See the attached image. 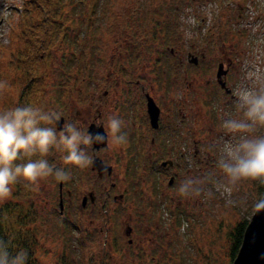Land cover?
Returning a JSON list of instances; mask_svg holds the SVG:
<instances>
[{
    "label": "rangeland",
    "instance_id": "1",
    "mask_svg": "<svg viewBox=\"0 0 264 264\" xmlns=\"http://www.w3.org/2000/svg\"><path fill=\"white\" fill-rule=\"evenodd\" d=\"M82 1L67 0L68 17L77 23L81 18ZM136 1L139 9H142L140 5L142 0H101L91 29L92 34L87 33L85 36L82 53L83 56L85 54V63L81 64L82 68L73 79V91L79 90L83 96L82 85L89 82L87 95L89 98L93 97L94 101L99 99L102 96L101 86L107 81L106 72L127 61L125 59L127 53L135 46L128 41L130 35L134 30H142L143 23L147 27L152 26V23L140 16L144 9L139 12L134 9ZM23 4L24 0H0V82L5 85L0 87V106L10 95L9 92L17 91L9 86L10 37L20 20ZM112 14L113 19L110 17ZM148 14L152 19L155 12L150 11ZM263 16L264 0H203L192 3L176 15L180 37L174 49L180 51V54L175 58L177 60L180 57L182 61V66L179 67V72L177 71L179 78L177 85H170L166 89V79L169 75L165 64L162 65L160 80L154 74L155 60L160 56V52L167 48L164 42L162 44L157 40L149 42L147 55L143 53L145 57L141 63L138 65L135 62L131 65V68L134 67L137 71L131 79L146 81V86L150 88L156 104L162 111L167 112L172 100L179 99L181 93L185 94L182 99L184 103L182 114L185 116L186 124L193 131L192 138H198V150L192 146L190 138H187L188 145L184 149L185 163L188 169L192 170L183 172V179H190L192 175L197 174V166L203 170L204 176L199 173L195 179L198 181L195 187L199 192L188 195L179 191V180L174 182L171 189L167 186V180H158V185L168 189L170 199L164 203L165 199L151 189L155 206L153 211L147 214V219L141 218L135 209L131 212V219L127 218L126 222L122 220L123 217H117L111 239L118 241L123 253L117 256L111 251L109 257L110 253L105 251L107 257L104 256V264L232 263L233 241L230 232L236 223L251 218L255 211L254 204L262 194L258 181L241 182L237 186L229 185L216 166V161L221 148L237 139L222 128V121L229 116L239 115L236 107L238 93L241 89L248 88L251 67L255 65L256 58L261 60L260 68L264 75V30L260 25ZM77 25L75 29L71 28L68 31L65 39L59 38L56 41L44 85L46 111L64 114L65 110H68L75 117L77 111L81 115L83 113L82 109L75 106L76 93L65 98L62 94L63 86L68 83L71 67L77 60L79 47L76 42L82 36L83 30L81 23ZM70 26H73L72 21ZM207 30H210V38L209 36L205 38ZM135 40L137 39L132 41ZM137 49L140 50V47ZM191 52L198 56L199 60L201 54H204L203 64L198 72L188 64L187 54ZM218 55L225 63L230 62L227 86L231 93L219 95L220 99H216L213 85L214 63ZM149 74L150 77L146 80L144 76ZM261 83H264V76L255 74L250 89L257 88ZM164 99L167 104L163 103ZM111 111L113 114L116 112L109 108L107 113ZM108 117L110 119V115ZM125 118L127 119L123 121L122 130L129 136L126 137L129 142L131 122L128 115ZM75 121L79 124V121ZM259 134L264 135V129L259 130ZM127 140L121 146L111 147L112 153L119 159L125 158V155L128 158V153H131ZM194 151L197 152V156L194 155ZM121 154L124 156L121 157ZM61 155L62 152L53 150L48 157L49 162L53 165L59 162L63 166L73 168L72 164L63 163ZM197 158L200 163L196 166ZM64 183L65 189L73 188L71 180ZM33 189L32 196L18 198L12 194L10 199L0 203L18 201L27 207L32 202L37 208L35 228L39 243L37 249L39 264H100L103 257L100 238L87 239L85 245L80 246L78 231L66 220L73 221L71 218L73 207L65 209V212H68L66 218H61L56 213L58 181L54 177H49L33 184ZM126 226L133 230L131 248L127 245L124 235ZM143 243H146L144 245L148 253L142 255L140 252L138 254L134 252L138 251ZM157 249L159 251L155 252Z\"/></svg>",
    "mask_w": 264,
    "mask_h": 264
},
{
    "label": "flooded vegetation",
    "instance_id": "2",
    "mask_svg": "<svg viewBox=\"0 0 264 264\" xmlns=\"http://www.w3.org/2000/svg\"><path fill=\"white\" fill-rule=\"evenodd\" d=\"M150 42H153V39ZM138 46L135 44L132 50L130 49L132 52L127 53L125 58L127 61L106 72L105 79L107 81L101 86L102 96L99 99L94 101L93 97L89 98L86 92L88 86H90L88 84L85 91H83V96L76 94L78 99L75 106L83 110L82 115L77 111L75 117L68 110H65L64 114L61 113L63 122L75 123L81 129H90L91 126H96L103 129V131H107L109 115L110 118L113 116L118 117L122 122L127 119L125 116L128 115L131 122V139L128 142V138H126L129 143L128 147L131 150V153H128V158L125 155V158L119 159L116 154L112 153L111 147L104 144L93 145L89 149L93 163L87 168H79L75 165H73V168L71 166L69 168V166H63L59 162L54 164V166L64 167L69 172L71 184L73 185V188L65 189V183L58 182L56 197L58 211L56 212L60 214L61 218H66L68 212H65V209L73 207V217H71L73 221L66 219L67 223L78 230V243L82 242L85 245L87 239L100 238L103 254L101 259H105L104 256L107 257L105 251L110 253L108 254L109 257H111V251L117 256L123 253L118 241L111 239V234L115 231L114 223L117 222V217H123L122 220L126 222L127 218L131 219V212L135 209L139 212L141 218L147 219V214L152 212L155 206L151 189L165 199L164 203L171 197L168 189L157 184L158 180H167L169 189L173 187L176 180H179L180 186L185 181L183 172L191 171L185 163L184 149L188 145L187 138H190L192 146L198 150V138H192L193 131L186 124L185 116L182 114L184 93H181L179 99H173V102L170 105L168 104L167 112L162 111L159 107L158 127L151 126L146 109L147 96L153 98L150 88L146 86L145 80L141 82L137 79H131V76L137 73L134 67L131 68V65L135 62L139 65L142 58L145 57L143 53L147 55L144 47H142V54H140L137 49ZM170 53L175 60L171 62L170 66L168 63H164L167 66L168 75L173 74L166 79V89L170 85H177L179 81L177 71L182 66L181 58L179 57L177 60L175 58L177 54H180V51L177 52L173 48ZM191 54L193 53L191 52ZM188 55L189 53L187 54V61ZM188 64L194 67L197 72L202 67L200 62L199 64H193L188 61ZM229 64L230 62L228 64L224 63L223 68L226 70V80L229 75ZM152 68H154V65H152ZM154 71L156 75V69ZM144 77L148 80L150 74ZM229 90L231 89L229 88ZM163 103L167 104L166 99L163 100ZM109 108L114 109L116 112L114 114L113 111L107 113ZM87 117L88 119H86ZM75 120L79 121V124ZM98 121L104 123V128L97 126L96 122ZM126 137L129 136L126 135ZM196 153L194 151L195 156H197ZM65 155L66 153L62 152L61 157L63 158ZM122 156L124 155L121 154ZM121 161L123 162L121 163ZM196 161L197 166L200 162H198V158ZM163 162H166L165 166L162 165ZM200 169L197 166V174L192 175L190 179H197L199 173L204 176L203 170ZM169 180H172V182L168 183ZM59 203H61V208ZM64 204L68 206L65 207ZM96 218L98 219L95 220ZM132 233L133 230L130 226H126L124 235L129 248L133 245ZM146 243H143L140 246L141 248L134 252L146 255L148 253L144 245ZM158 251L159 249L155 252Z\"/></svg>",
    "mask_w": 264,
    "mask_h": 264
},
{
    "label": "clouds",
    "instance_id": "3",
    "mask_svg": "<svg viewBox=\"0 0 264 264\" xmlns=\"http://www.w3.org/2000/svg\"><path fill=\"white\" fill-rule=\"evenodd\" d=\"M4 86L0 82V87ZM236 107L239 115L224 119L222 128L237 139L221 148L216 166L229 185L264 183V135L259 134L264 129V83L255 89H241ZM61 119L59 112L31 105L0 108V202L11 198L13 186L21 179L30 184L49 177L61 183L69 181L71 176L64 167L49 162L53 150L66 153L65 165L87 168L93 163L89 153L93 145L112 147L126 143L123 122L118 117L108 120L103 133H92L89 128L81 129L67 121L58 130ZM53 123L55 127L49 126ZM96 124L104 128L102 121ZM197 183L186 179L179 191L184 195L198 193ZM254 208L264 210V198L257 200ZM27 260V252L10 253L7 242L0 241V264H27Z\"/></svg>",
    "mask_w": 264,
    "mask_h": 264
},
{
    "label": "trees",
    "instance_id": "4",
    "mask_svg": "<svg viewBox=\"0 0 264 264\" xmlns=\"http://www.w3.org/2000/svg\"><path fill=\"white\" fill-rule=\"evenodd\" d=\"M196 1L200 0H142L140 4L155 12L156 28L164 30V34L169 35L178 10ZM100 2L101 0L82 1L79 23L82 25L83 37L77 42V46L80 47L79 54L84 51L82 47L85 41L84 36L92 32ZM66 6L67 0H24L20 20L10 37L9 86L11 85L17 91L9 92L10 95L2 102L0 108L31 105L43 110L45 104L43 89L52 50L59 38L65 39L68 31L71 28L75 29L79 24L69 19ZM142 15L147 16L144 10ZM70 21L73 26H70ZM258 187L262 194L264 183L258 182ZM13 194L19 198L32 195L33 185L21 179L13 186ZM36 219L37 211L32 204L25 207L18 201L0 203V241L7 242L10 253L14 254L19 250L27 252V264H39ZM247 223L248 220L243 219L236 223L230 232L233 241L232 258L237 253ZM100 264H104V259L100 261Z\"/></svg>",
    "mask_w": 264,
    "mask_h": 264
},
{
    "label": "water",
    "instance_id": "5",
    "mask_svg": "<svg viewBox=\"0 0 264 264\" xmlns=\"http://www.w3.org/2000/svg\"><path fill=\"white\" fill-rule=\"evenodd\" d=\"M223 74L224 71L220 67L217 75L221 77ZM220 83L224 86L223 80ZM158 112V107L149 98L148 113L154 126H157ZM89 131L103 133V130L96 126H91ZM98 145L104 144H96V146ZM261 198H264V192ZM231 264H264V210L253 212L244 229L241 244Z\"/></svg>",
    "mask_w": 264,
    "mask_h": 264
}]
</instances>
